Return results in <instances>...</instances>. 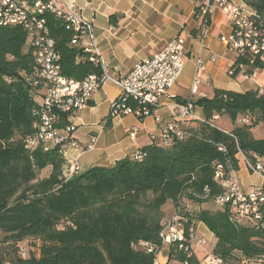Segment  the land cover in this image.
<instances>
[{
  "label": "trees",
  "instance_id": "trees-1",
  "mask_svg": "<svg viewBox=\"0 0 264 264\" xmlns=\"http://www.w3.org/2000/svg\"><path fill=\"white\" fill-rule=\"evenodd\" d=\"M243 1L264 26V0ZM35 16L55 39L65 77L81 82L102 73L89 53L72 45L64 15L47 10ZM111 23L118 25V18L112 16ZM232 68V77L241 72L251 76L264 71V64L238 58ZM34 70L28 30L0 23V264H157L165 246L169 260L201 264L189 242L199 223L217 240L212 255L221 264H264V204L258 226L239 221L229 207H185L187 200L216 204L223 193L217 174L227 178L239 170L238 149L264 156V139L253 134L264 123L260 89H215L211 98L191 101L203 110L204 119L193 121L185 138L171 146L155 142L137 156L65 178L62 148L26 144L36 133V112L41 110L42 92L32 84ZM214 116L241 123L224 132L209 125ZM169 203L182 221L185 240L165 245L161 233ZM31 238L40 241V255L24 258L18 245Z\"/></svg>",
  "mask_w": 264,
  "mask_h": 264
},
{
  "label": "built area",
  "instance_id": "built-area-1",
  "mask_svg": "<svg viewBox=\"0 0 264 264\" xmlns=\"http://www.w3.org/2000/svg\"><path fill=\"white\" fill-rule=\"evenodd\" d=\"M57 0H0V18L5 19L10 6L31 5L38 12H47V9H63L65 22L73 32L72 45L83 49L90 54V59L100 65L102 73L90 75L84 81H77L65 77L61 72V57L56 48L55 39L52 38L49 29H45L43 22L27 21L30 27L28 43L34 49L35 58H41V66H35L32 76L34 87L43 91L40 96L41 109L36 112L39 123L36 125V133L27 138L26 144L36 143V147L42 145L45 150L59 146L67 150L82 149L76 138L77 121L80 114L90 107L94 95L111 82L119 87L120 93L111 107L109 119L115 120L124 116H135L140 121L144 118L155 116L162 106L163 100L181 78L187 63L185 39L180 35L167 44V47L152 58L137 63L132 72L126 77H119L107 68L101 60L96 43L95 25L92 20L84 18L75 5L66 4L65 8L59 7ZM196 20L199 28L206 35L210 22L216 11H222L230 26V33L222 35L220 41L226 49L234 54L235 59L248 58L251 63L259 61L264 64V26L259 21L256 12L250 7L240 6L232 0H197ZM17 25V22L15 24ZM234 61V64L236 62ZM203 67V60H198V71ZM242 71L244 65H240ZM234 69L229 71L232 75ZM200 82L195 80L192 93L199 92ZM261 94L264 90H260ZM178 120L169 122L161 130L158 143L163 146H171L175 139H183L187 131L192 127L193 121H203L195 114V107L191 101L178 105ZM219 116H214L209 125L217 128L216 121ZM243 123H249L243 119ZM129 137L135 140L138 128L129 131ZM98 139L93 137L85 150L92 151L96 148ZM237 158L253 176L261 180V185L246 190L232 171L227 178L222 173L217 178L223 187V193L216 198V204L221 207H229L235 214V218L253 226H258L262 220V206L264 204V156L258 154L246 155L238 149ZM69 175L65 178L79 175L83 168L78 159L69 160ZM165 222L161 237L165 245L185 240V230L180 217L176 214ZM196 234H191L190 248L196 242ZM206 239H199V245H205ZM148 246V244H146ZM153 247L150 248L152 252ZM188 252V249H187ZM22 257L27 256L26 249H20ZM190 256L193 252L189 253ZM222 261L212 254L208 255L202 264H221ZM183 264H189L185 262Z\"/></svg>",
  "mask_w": 264,
  "mask_h": 264
},
{
  "label": "crops",
  "instance_id": "crops-1",
  "mask_svg": "<svg viewBox=\"0 0 264 264\" xmlns=\"http://www.w3.org/2000/svg\"><path fill=\"white\" fill-rule=\"evenodd\" d=\"M197 0H57L59 7L66 4L75 5L84 18L92 20L95 25L96 43L103 64L119 77L128 76L137 63L152 58L160 53L174 38L182 36L185 39L187 53L186 68L177 82L170 89L168 96L155 116L141 121L135 116H124L110 120L112 104L118 98L120 89L107 82L94 95L90 107L86 108L77 124L76 138L82 149L65 150L67 164L69 160L78 159L83 171L95 166H111L126 157L137 156L143 147L159 142L162 128L169 122L178 120L177 107L188 101L200 98H211L215 89L247 92L264 90V71H257L247 76L257 88L243 89L240 74L232 77L229 71L234 65L235 56L222 44V35L230 33L229 22L225 14L218 10L211 19L206 35L199 28L196 20ZM240 6H249L243 0H232ZM66 12L63 9H57ZM118 18V25L111 23V17ZM198 60H203V67L198 71ZM200 82L199 92L192 93L195 80ZM195 114L204 119L203 110L195 106ZM195 125V124H192ZM138 128L135 140L129 137V131ZM264 128L259 125L253 134L257 139H264ZM231 131V130H230ZM98 139L96 148L85 150L90 140ZM70 167H66L65 170ZM242 164L235 172V177L244 189L250 190L261 185L259 177L253 176L247 170L246 175L252 180L243 183ZM66 172V171H65ZM66 175V174H65ZM169 205L174 206L172 203ZM164 208V209H165ZM196 230L212 243L211 251L216 245V239L209 229L199 223ZM167 251V252H166ZM211 252V254H212ZM196 257L200 261V257ZM157 264H183L169 260L168 248L158 255Z\"/></svg>",
  "mask_w": 264,
  "mask_h": 264
},
{
  "label": "rangeland",
  "instance_id": "rangeland-1",
  "mask_svg": "<svg viewBox=\"0 0 264 264\" xmlns=\"http://www.w3.org/2000/svg\"><path fill=\"white\" fill-rule=\"evenodd\" d=\"M240 83L242 84V87L243 89H252V88H257V86L255 85V83L252 82V80L250 81L249 78H246L245 75L243 73H240ZM39 92L43 93V91H40ZM41 93V94H42ZM43 96V95H42ZM240 121L237 122L236 125H240ZM216 125L217 127H219L220 129H223L225 131H230L232 130L233 128H235L236 125H234V123L229 119L227 118L226 116L225 117H220L219 120L216 121ZM259 126L261 128H264V123L262 124H259ZM263 132H264V129H263ZM242 167L244 169H241L243 170L244 172H242L241 174V180L243 183H250L252 180L248 177V174L246 175V171L247 168L242 164ZM250 174V171L247 170ZM46 171H44L42 173V176L46 175ZM187 211H202V209H206V208H211V209H219L221 208V206L215 204L214 206L213 205H193L191 203L186 202V205H185ZM164 212H165V222L167 221H170L176 214L175 212V208L174 206L172 205H169L168 207H166L164 209ZM246 223V222H245ZM196 232V242H194L193 244V250L195 252V254L197 253V256L200 257V263L202 264L204 259L211 254V248H212V243L208 242V240L202 236V234L200 232H198L197 230L195 231ZM206 239L207 240V243L205 245H199L198 244V240L199 239ZM39 245H40V241L36 239H27L25 240L23 243H21L20 245H18L19 247L21 246L22 249H26L27 251V256L25 258H28L29 256L31 255H35V256H39L40 255V249H39ZM168 246H165V249H167ZM10 252H11V256L14 255V252L15 250L13 248H10L9 249ZM167 252V251H166ZM252 264V263H251ZM254 264H260V263H257V262H254Z\"/></svg>",
  "mask_w": 264,
  "mask_h": 264
},
{
  "label": "bare ground",
  "instance_id": "bare-ground-1",
  "mask_svg": "<svg viewBox=\"0 0 264 264\" xmlns=\"http://www.w3.org/2000/svg\"><path fill=\"white\" fill-rule=\"evenodd\" d=\"M47 10H51V11L58 13L59 15L65 16V12H61L57 9H47ZM38 13H42V12H38L37 10L33 9V7H31V5H24V6H20V7L12 5V6H10V8H8L7 13L5 14V19L0 18V23L8 22L10 24H15V22H17V24L23 25L26 28V30H28V36H29L30 35V27H27L28 26L27 21H33V20L37 21L34 18H36L35 15ZM38 22H42V21H38ZM43 26L45 29H47L45 27L44 23H43ZM28 45H29V43H28ZM35 66H41V58H35ZM39 102H40L39 106L41 109L40 98H39ZM27 147L28 148H35L36 143H29L27 145ZM63 153L65 154V152H63ZM68 166L70 167V165L67 164V167ZM65 171H64V174L69 175L68 168Z\"/></svg>",
  "mask_w": 264,
  "mask_h": 264
}]
</instances>
